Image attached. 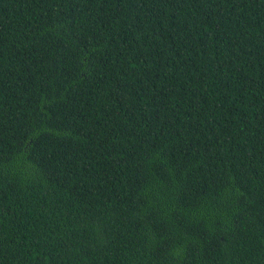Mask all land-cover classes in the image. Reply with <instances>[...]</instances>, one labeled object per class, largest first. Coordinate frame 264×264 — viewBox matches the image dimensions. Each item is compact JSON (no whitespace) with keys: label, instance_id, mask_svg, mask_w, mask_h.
<instances>
[{"label":"trees","instance_id":"trees-1","mask_svg":"<svg viewBox=\"0 0 264 264\" xmlns=\"http://www.w3.org/2000/svg\"><path fill=\"white\" fill-rule=\"evenodd\" d=\"M0 264H264V0H0Z\"/></svg>","mask_w":264,"mask_h":264}]
</instances>
